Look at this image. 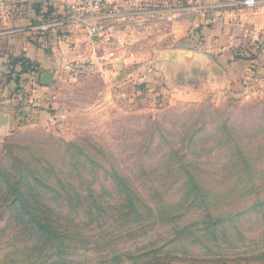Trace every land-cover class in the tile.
<instances>
[{
    "label": "rangeland",
    "instance_id": "rangeland-1",
    "mask_svg": "<svg viewBox=\"0 0 264 264\" xmlns=\"http://www.w3.org/2000/svg\"><path fill=\"white\" fill-rule=\"evenodd\" d=\"M97 71L74 78L68 70L45 120L36 101L30 114L29 102L19 107L13 92L2 119L13 124L0 135V264H143L157 249L183 260L264 254V94H182L160 80L124 84ZM19 177H26L23 192L43 193L51 211L40 217L71 238L63 258L13 233L20 212L2 205L12 195L8 181ZM63 188L78 190L72 202L80 194L89 204L68 206L67 195L55 193ZM122 188L139 199V211L148 209L142 226L119 218ZM192 191L207 195L188 209L198 199L186 198Z\"/></svg>",
    "mask_w": 264,
    "mask_h": 264
},
{
    "label": "crops",
    "instance_id": "crops-1",
    "mask_svg": "<svg viewBox=\"0 0 264 264\" xmlns=\"http://www.w3.org/2000/svg\"><path fill=\"white\" fill-rule=\"evenodd\" d=\"M77 1L0 0L1 115L17 88L8 81L5 65L21 56L38 67L30 76L34 85L52 73L51 84L40 85L36 100L44 120L45 105L56 100L52 94L77 61H92L94 71L124 84L152 86L160 80L175 93L264 94V0L243 9L235 6L237 0H184L188 4L179 6V0H108L104 14L87 22L97 33L73 23L70 7ZM49 9L54 19L46 21ZM151 37L152 47L144 49ZM164 38L175 45L162 48ZM11 119L0 122V135Z\"/></svg>",
    "mask_w": 264,
    "mask_h": 264
},
{
    "label": "trees",
    "instance_id": "trees-1",
    "mask_svg": "<svg viewBox=\"0 0 264 264\" xmlns=\"http://www.w3.org/2000/svg\"><path fill=\"white\" fill-rule=\"evenodd\" d=\"M52 10L49 9V12L45 14V20L50 21L54 19V16H51ZM50 14V15H49ZM40 36L43 37V35H47L45 33L40 32ZM6 75L8 81H14L17 84L16 88V99L17 103L19 104V107H24V103L27 101L29 102L30 105V114L34 113V105L33 103L38 99L40 93L38 91L39 87H41L38 84H33L31 82L30 76L34 73L39 72L38 67L29 59L26 57H17L13 58L10 62H8L6 65ZM31 85V87L27 90L25 88V84ZM24 102V103H23ZM32 102V103H31ZM36 108V107H35ZM35 110V109H34ZM27 122H30L29 119L26 120ZM32 121V120H31ZM233 155V154H232ZM231 163V160L226 163V166ZM3 182H7V177L3 174ZM34 177H37L34 175ZM20 181H13V185L8 181L7 184V192H11V198L7 199L6 203L2 205L3 210H7L8 212H20L21 218L18 219L17 222L14 224L12 227V231L14 234L19 235L21 233H26L30 235L32 238H34V247H39V251H47V248L49 250H52L53 254L52 256H55L56 259L63 258V255H66V247L65 245L69 246L70 245V239L65 233H62L59 231V226L57 227L55 225V222H51V220L47 219H42L40 215H47L49 211H51L50 207L48 205H44L41 203L39 200V196H43V193L35 190V193L33 191L30 192H23L20 189L21 182H23L26 177H19ZM36 179V178H35ZM15 182H18L17 184ZM193 186V184L191 183ZM191 186V188H192ZM44 188H47L45 186H42ZM190 188V189H191ZM33 190V187L31 188ZM78 190H72L69 192V189H57L55 190V193L58 195H67V200L66 203L68 206L74 207V206H81L85 205L87 201V198L79 194V203L72 202L71 198V193H77ZM122 193L125 194L124 198V203L125 205L120 206V210L118 213H122L123 215L120 216L119 218H122L124 220V223L126 226H128L130 223H137V226H142L147 220L143 216L148 212V209L144 211H139L137 209L138 201L139 199L134 195V193H131L130 189H125L122 188L121 190ZM89 193L93 195V191L90 190ZM194 194L198 195V199L195 198L193 201H190L188 204V209L190 206L194 204H199L200 203V198L202 196L201 192H196L192 191L189 192L186 198L192 197ZM205 195L206 192H204L202 197H206ZM37 196V198H36ZM185 198V199H186ZM33 199V201H31ZM86 202H85V201ZM89 204V203H88ZM98 213L101 214L102 211L104 210V207L98 204V202L95 204ZM116 209V208H115ZM151 212V210H149ZM188 211V210H187ZM208 209L206 208L207 212ZM145 212V213H144ZM186 212V211H185ZM95 219V218H93ZM115 221L118 222L119 219H114ZM107 219H104L103 222H106ZM219 223H216L214 226H217ZM210 228H212L213 224H210ZM62 227V226H61ZM214 233H217L214 232ZM215 235V234H214ZM21 236H18V238H15V241H19ZM78 243V242H77ZM161 249L157 250H151L150 253H147L148 260L145 261L143 264H264V254L259 255L257 257L252 256L247 259H241L237 258L234 260L230 259H207V258H202V259H186L183 260L181 258H178L173 255H163ZM145 257V258H147ZM63 261H59L56 264H62ZM66 264V263H63Z\"/></svg>",
    "mask_w": 264,
    "mask_h": 264
},
{
    "label": "built area",
    "instance_id": "built-area-1",
    "mask_svg": "<svg viewBox=\"0 0 264 264\" xmlns=\"http://www.w3.org/2000/svg\"><path fill=\"white\" fill-rule=\"evenodd\" d=\"M29 1V0H26ZM108 0H78L75 5L70 7L72 11L73 23L80 26H88L93 33H97L96 26L88 25L87 22L92 19L100 18L106 9ZM258 5L257 0H237V8H254ZM95 63L92 61H77L67 67L74 78H80L94 71Z\"/></svg>",
    "mask_w": 264,
    "mask_h": 264
},
{
    "label": "water",
    "instance_id": "water-1",
    "mask_svg": "<svg viewBox=\"0 0 264 264\" xmlns=\"http://www.w3.org/2000/svg\"><path fill=\"white\" fill-rule=\"evenodd\" d=\"M51 78H52V73L51 72H47L41 79L40 83L43 85L45 84H51ZM3 119V115L0 114V122Z\"/></svg>",
    "mask_w": 264,
    "mask_h": 264
}]
</instances>
